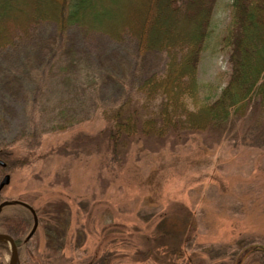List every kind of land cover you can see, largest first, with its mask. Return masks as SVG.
<instances>
[{
    "label": "rangeland",
    "instance_id": "374dc122",
    "mask_svg": "<svg viewBox=\"0 0 264 264\" xmlns=\"http://www.w3.org/2000/svg\"><path fill=\"white\" fill-rule=\"evenodd\" d=\"M232 1L213 7L197 67L202 98L231 72L221 38ZM3 3L0 19L11 21L41 8ZM151 4L84 0L83 9L95 22L135 23ZM158 18L151 27L166 39L186 28ZM165 62L128 34L59 33L48 22L0 48V182L9 176L0 234L19 243L17 264H264V134L252 142L238 123L216 141L194 131L139 134L123 152L108 143L101 112L140 99L139 85ZM3 242L0 264H9Z\"/></svg>",
    "mask_w": 264,
    "mask_h": 264
},
{
    "label": "trees",
    "instance_id": "16d2710c",
    "mask_svg": "<svg viewBox=\"0 0 264 264\" xmlns=\"http://www.w3.org/2000/svg\"><path fill=\"white\" fill-rule=\"evenodd\" d=\"M26 1L39 3L41 8L34 14L18 15L21 17L15 21L2 17L0 48L12 46L34 26L48 22L59 33L75 26L85 33L104 34L115 41L128 34L137 40L141 51L165 53L162 74H152L139 85L140 99H127L118 107L101 112L108 128V143L118 148L117 152H123L127 141L139 134L159 140L169 134L205 131L216 141L230 134L238 123L245 127L252 142L262 138L264 0L232 1L229 27L221 38L222 46L228 50L231 72L226 85L210 98L200 97L197 67L216 0H152L135 23L115 24L92 21L83 9L84 0ZM3 6L0 0V9ZM169 14L186 23L183 38L166 39L167 31L158 33L151 27L156 25L159 15L169 20ZM158 21L166 25L161 19ZM174 24L170 26L173 28ZM3 244L0 241V248Z\"/></svg>",
    "mask_w": 264,
    "mask_h": 264
},
{
    "label": "water",
    "instance_id": "95a60500",
    "mask_svg": "<svg viewBox=\"0 0 264 264\" xmlns=\"http://www.w3.org/2000/svg\"><path fill=\"white\" fill-rule=\"evenodd\" d=\"M0 165H3V163L0 161ZM9 183V176H4V178L1 180V182H0V190L5 186V185H7ZM9 204V202H7V201H4V202H1L0 203V211H1V209L3 208V207H5L6 205H8ZM20 204V203H19ZM22 204V203H21ZM22 205H24V206H26V207H28L27 205H25V204H22ZM31 210V209H30ZM31 212H32V210H31ZM33 231L36 229V226H37V218L35 217V215H34V218H33ZM0 241H7L9 244H10V246H11V259H10V262H9V264H15L16 263V261H17V249H16V245H15V242H14V240L10 237V236H8V235H6V234H0Z\"/></svg>",
    "mask_w": 264,
    "mask_h": 264
}]
</instances>
